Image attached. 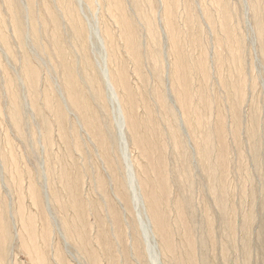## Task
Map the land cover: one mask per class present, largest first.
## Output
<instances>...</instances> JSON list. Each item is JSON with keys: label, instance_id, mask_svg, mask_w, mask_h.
<instances>
[{"label": "rangeland", "instance_id": "obj_1", "mask_svg": "<svg viewBox=\"0 0 264 264\" xmlns=\"http://www.w3.org/2000/svg\"><path fill=\"white\" fill-rule=\"evenodd\" d=\"M253 2L74 0V12L90 30L91 52L98 50L93 35L106 47L104 26L119 37L117 57L134 89L135 120L148 131L140 129L148 140L141 145L122 123L127 156L137 187L147 157L150 167L155 164L151 176L162 221L173 234V255L160 252L158 264H173V256L185 258L180 241L185 240L186 158L194 156L199 142L205 172L215 178L204 180L203 194L217 243L195 235L192 259L197 264H264V48ZM67 6L63 0H0V264H144L126 236L134 226L141 245L142 212L151 229L152 220L138 188L133 210L112 120L92 124L80 99L73 106L66 90L62 68L82 52L72 39ZM119 13L134 24L127 32L129 43L113 25ZM16 17L23 25L20 37ZM25 58L38 74L39 94L27 88ZM82 71L78 64L84 79ZM100 86L104 96L102 82ZM117 93L121 97L119 88ZM176 98L186 99L183 115ZM20 112L24 121L17 129L14 118ZM88 118L92 126L87 128ZM195 159L191 168L196 178ZM52 184L66 207L64 216L53 202ZM210 184L223 189L218 190L222 203L213 200ZM115 209L119 222L110 213ZM62 218L74 223L76 242L64 233ZM226 221L233 226L231 236ZM155 241L159 249L160 238Z\"/></svg>", "mask_w": 264, "mask_h": 264}, {"label": "bare ground", "instance_id": "obj_2", "mask_svg": "<svg viewBox=\"0 0 264 264\" xmlns=\"http://www.w3.org/2000/svg\"><path fill=\"white\" fill-rule=\"evenodd\" d=\"M63 1L68 3V6L65 9V11L70 16V19L68 20V25H69V29L73 33L72 39L75 38L76 40H78V42L80 43L81 49H82L79 59L77 58L78 60L73 58L71 59V63L69 65H65L62 68V70L65 72L64 81H65L66 90L69 94L70 102L74 106L76 105L77 101L80 99V103H83L82 107L85 110V113L89 116L92 124H95V122L99 120L102 121V120H108L109 117L111 118L114 130H115L117 144L118 145L120 144L121 146L119 154H120L121 161L123 164L124 175L127 181V187L129 189L131 202L133 204L131 205L133 207V210H136L135 209L136 201L139 203V200H137V196H138L137 194H138V189H140L147 203V210L152 220V227H153V229H151L149 225L147 226V223L144 218V214L142 212V218H140L137 215V218L138 219L140 218L141 219L140 221L144 222V223L142 222L143 224H141V222L139 223V220H138V223H139L138 230L140 234L141 245L139 244L137 240V234H136V230L134 226L129 229L126 239L127 241L128 240L130 241L128 243L131 245V248L133 249L138 261H141L144 264H147L145 261V257L143 255V253H145V256L149 264H158V261L160 262V252L165 253V254L167 253L172 254L171 251L173 248V236H172L173 234H172V231L169 225H167L166 223H164V221H162V215L164 214H162L163 210H161V207H160V203H159L160 198L156 195L157 183L151 176L155 169V164L152 167H150L151 160L147 157L146 165L142 167V170H140L139 187H137L132 164H131L130 159L127 156L126 142H125V138L123 135L122 123L124 127L126 128L127 133L130 132V137L136 138L139 144L141 145H145V141L148 142V140L144 134L142 136L140 135V129H143L145 132H148V131H147V128L143 126V124L135 120L136 113H135V104H133V102L136 103V99H135L134 89L128 80L127 70L125 66L122 65L119 58L117 57L118 50H119L117 43L119 41L118 39L119 37L115 36L112 30L109 29L107 26H104L103 36L105 37V40L107 42L106 47H105L103 40L100 38V36L93 35L92 37L93 41L95 39L94 45L96 42L97 47H98L97 52L95 51L96 52L95 54L97 55L96 56L94 52H91L90 50V47L92 44V41H90L91 37L89 40V35H91L90 30L87 27V25L84 26V22L81 20L80 14H77L74 12L75 11L74 0H63ZM253 1H254L253 2L254 3L253 12L254 13L252 15L253 21H254V25L257 30V33L259 35L260 44H262L260 45L261 46L260 48H262L261 50H263L264 48V22H263L264 15L263 14L264 13L261 7V1L260 0H253ZM113 10L115 11V8ZM111 12L113 15L114 12L112 10ZM15 23H16V32L18 36L20 37L22 26H23L21 23V19L19 17H16ZM113 25L114 26L116 25L120 28V38L125 39V41L129 43L131 39L130 38L128 39L127 32L129 29L131 30L134 27L132 20L125 18L122 14L119 13L116 23H113ZM56 29L59 33L62 31L61 26L58 24H56ZM99 41L101 42V46L99 45ZM88 45L90 47H88ZM91 54L92 55L94 54L95 56L94 64L92 60H90ZM25 59L26 60L22 61V63L24 62L23 73L27 78V88L29 90L33 89L35 90L37 94H39L38 74L35 70V67L31 63L30 59L28 58H25ZM79 61L81 63H78ZM78 64L79 65L82 64V70H83L82 73H83L84 79L80 77L81 75H78V72H77ZM114 64H116L115 69L110 67L111 65H114ZM34 81L36 82L35 85H33ZM101 82H102V87L104 89V96L101 94V86H100ZM118 88L121 91V97L117 93ZM13 98H15V94ZM105 98L107 99L108 110L105 105L106 104ZM176 100L179 103V106L182 110V115H183V109L188 105L186 102V99L182 101L179 98H176ZM96 101L99 102L98 106H96L95 104ZM120 102L122 103V105ZM16 104L18 107L20 106V104H18L17 102ZM93 106L95 107L94 109H93ZM105 111L107 113L106 119H104L106 117ZM170 112H171V116L175 118L174 114H172V108H170L169 113ZM89 118L86 124L87 128L92 126L88 123ZM23 121H24V115L22 114V112H20L18 119L14 118V124L17 129L21 126ZM91 129L93 128L91 127ZM102 130L104 133H107L109 137V133H108L109 126L104 125L102 127ZM41 139H42V143H44L47 146H50V141L47 137H43L41 135ZM196 144H197L196 145L197 151L194 154V156L189 155L186 158V162H187L186 168L187 169L185 170V173L187 174V181H186V195H185V208H184L185 209V219H184L185 221V228H184L185 240L180 241L185 249V258L183 260H178L175 258V256H173L174 257L172 258V260L174 259L173 264H197V261H194L191 257L193 254L194 247H195L193 241H194V238H196L197 236H200L199 238H201L202 241L204 242L207 239V241L211 243V245H215L217 243V239H214L212 237L211 223L208 222V219H207V211L205 209V203H206L205 191L203 194L204 180L206 179L209 183H212V181L215 178L210 173L206 174L205 167H204L205 166V155L203 153V146L200 142ZM152 145H154V143ZM43 149L45 150V147H43ZM193 159H195V169L199 171V173L196 174V178L194 177L193 169L191 168V163ZM48 171H50L49 168H48ZM211 171L209 170V172ZM171 176L172 178H174L176 177V174L172 173ZM164 187L165 185L161 184L160 190L163 191ZM184 188H185V184H184ZM207 188H208L209 193H212L213 191L215 197L212 196V198L217 203V205L222 203V198L218 190H223V189L219 188L217 190L216 187L212 188L211 184L208 185ZM50 194L53 198L54 204L60 211H62L61 215L64 216L66 212V207L63 205L64 203L62 201V197H61V194L58 188L55 187L53 184L50 187ZM117 194L121 196L123 200L125 199L123 196V192L121 190ZM36 199H37V202L39 203L40 202L39 198H36ZM230 211L232 210H230L229 208V211H228L229 215H230ZM124 212L127 213V209H125ZM110 213L113 219L119 222L120 218H119V213L117 209L110 211ZM61 220L63 224L62 229L64 233L70 239L72 238L76 242L78 238H77V233L75 234L74 223L66 218H62ZM232 227L233 226L230 224V221H228L225 224V231L227 232L226 234L227 236L232 235L233 233ZM120 234H121V239H122L121 244H122L123 243V233L120 232ZM195 235L196 237H194ZM155 236L156 237L158 236L160 238L161 243L159 245V249L155 241ZM210 237H212V239ZM142 245H143V249L141 248ZM78 249L82 250L80 247H78ZM86 253L89 256V258H91L92 260L95 258L94 254L90 252H86Z\"/></svg>", "mask_w": 264, "mask_h": 264}]
</instances>
